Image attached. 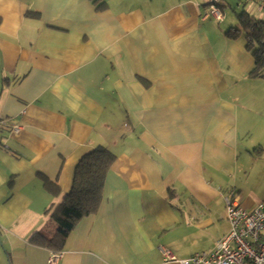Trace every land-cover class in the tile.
I'll list each match as a JSON object with an SVG mask.
<instances>
[{
    "label": "crops",
    "instance_id": "0c3cea01",
    "mask_svg": "<svg viewBox=\"0 0 264 264\" xmlns=\"http://www.w3.org/2000/svg\"><path fill=\"white\" fill-rule=\"evenodd\" d=\"M208 2L0 0V117L20 126L0 127V264H49L31 238L99 145L101 205L57 264H181L230 230L226 197L264 201V71L238 18L264 8Z\"/></svg>",
    "mask_w": 264,
    "mask_h": 264
},
{
    "label": "trees",
    "instance_id": "16d2710c",
    "mask_svg": "<svg viewBox=\"0 0 264 264\" xmlns=\"http://www.w3.org/2000/svg\"><path fill=\"white\" fill-rule=\"evenodd\" d=\"M238 18L240 27L247 31L246 46L255 58L251 74L260 75L264 71V21L246 11L240 13ZM116 157L113 151L103 145L96 146L81 157L75 168L70 192L51 212L58 225L55 233L49 236L36 232L31 238L34 244L46 247L50 252L65 249L67 239L77 222L99 209L106 176ZM49 186L47 183V187Z\"/></svg>",
    "mask_w": 264,
    "mask_h": 264
},
{
    "label": "built area",
    "instance_id": "2783aa9c",
    "mask_svg": "<svg viewBox=\"0 0 264 264\" xmlns=\"http://www.w3.org/2000/svg\"><path fill=\"white\" fill-rule=\"evenodd\" d=\"M264 8V0H254ZM222 0H209L206 17L222 21L224 13ZM19 124L0 117V127ZM227 220L230 230L220 239L217 246L208 252L196 253L181 260V264H264V201L252 208H246L238 202L237 196L226 197ZM165 260H176L172 251L161 246ZM64 252H51L49 264H57Z\"/></svg>",
    "mask_w": 264,
    "mask_h": 264
},
{
    "label": "rangeland",
    "instance_id": "374dc122",
    "mask_svg": "<svg viewBox=\"0 0 264 264\" xmlns=\"http://www.w3.org/2000/svg\"><path fill=\"white\" fill-rule=\"evenodd\" d=\"M223 11L224 12H226V13H228V14H231V13H233V11H232V8L227 4V3H223Z\"/></svg>",
    "mask_w": 264,
    "mask_h": 264
}]
</instances>
